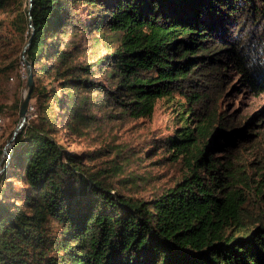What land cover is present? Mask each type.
Instances as JSON below:
<instances>
[{
  "label": "trees",
  "instance_id": "16d2710c",
  "mask_svg": "<svg viewBox=\"0 0 264 264\" xmlns=\"http://www.w3.org/2000/svg\"><path fill=\"white\" fill-rule=\"evenodd\" d=\"M11 26L39 84L0 174V264H264L262 114L239 118L210 91L233 70L264 93V0H32ZM161 100L177 119L163 147L185 172L150 198L65 149L62 133L86 136L98 113L151 118Z\"/></svg>",
  "mask_w": 264,
  "mask_h": 264
},
{
  "label": "rangeland",
  "instance_id": "374dc122",
  "mask_svg": "<svg viewBox=\"0 0 264 264\" xmlns=\"http://www.w3.org/2000/svg\"><path fill=\"white\" fill-rule=\"evenodd\" d=\"M29 8L31 9L30 0H14L10 6L0 11V108L3 109V112L0 113L2 122L0 126V160L1 162L5 160L0 171L3 170V172L7 167L9 156L12 154L13 147L8 145V142L20 122V107L27 93L28 81L25 64L27 56L24 53L26 44L25 41H21L19 32L11 26V22L17 20L19 16L28 15ZM21 18L23 17L19 19ZM28 27L29 31L26 30L24 35L26 40L30 36L29 33L34 31L32 21ZM75 40L73 36H68L63 49L72 46V42ZM89 43L90 38L87 37L83 46H88ZM86 60L89 61V58ZM240 81V75L232 70L223 83L211 88V95L219 99L224 110L239 116V118L245 117L250 120L258 113L262 114L257 123L263 126L264 93H254L248 86L241 85ZM51 82V79H45L41 84L49 86ZM101 82L105 86L108 84L105 80ZM38 84L39 82H34L33 89ZM84 93L80 94L88 96L89 99L93 95L91 92ZM30 106L35 108L36 99L30 100ZM175 109L176 107H172L169 102L161 100L151 118L120 117L110 123L103 120L104 113L100 112L98 113L100 122L93 125L86 136L67 138L63 132L61 140L68 152L80 153L82 157L92 152V159H86L84 162L88 160L89 168L93 171L110 176L111 170L122 167L125 177L134 178L129 179L128 184L120 189L125 195L150 198L152 194L173 186L185 172L183 163L174 160L167 149L163 147L165 138L170 136L177 127V119L174 118ZM73 123L74 121L71 122V125ZM152 145L155 153L148 157L147 150L151 149ZM253 145L251 142H247L244 147L251 149ZM245 156V166L250 172H254L255 170H250L248 164L255 162L254 158L257 157L250 150L245 153ZM111 180L115 179L112 177ZM16 187H18L17 184Z\"/></svg>",
  "mask_w": 264,
  "mask_h": 264
},
{
  "label": "water",
  "instance_id": "95a60500",
  "mask_svg": "<svg viewBox=\"0 0 264 264\" xmlns=\"http://www.w3.org/2000/svg\"><path fill=\"white\" fill-rule=\"evenodd\" d=\"M31 1V6H32V0ZM31 44V38L29 39L28 43L26 44L24 48V53H26L27 49L29 48ZM25 64L27 66V71H28V81H27V93L24 96V99L22 101L21 107H20V122L18 123L17 127L15 128L11 139L8 142V145L12 146L14 145V142L19 135L20 131L23 129L25 126V123L27 122L28 119V112H29V105H30V100H31V94L33 91V86H34V80H33V74H32V65L31 63L26 59ZM13 151V149H12ZM11 151V152H12ZM6 154V151L4 152ZM4 162V161H2ZM2 171H0L1 174Z\"/></svg>",
  "mask_w": 264,
  "mask_h": 264
},
{
  "label": "built area",
  "instance_id": "2783aa9c",
  "mask_svg": "<svg viewBox=\"0 0 264 264\" xmlns=\"http://www.w3.org/2000/svg\"><path fill=\"white\" fill-rule=\"evenodd\" d=\"M35 108L33 107V106H30L29 107V112H28V116H29V118L28 119H31V118H33V117H35V110H34ZM2 125V122H1V120H0V126Z\"/></svg>",
  "mask_w": 264,
  "mask_h": 264
}]
</instances>
